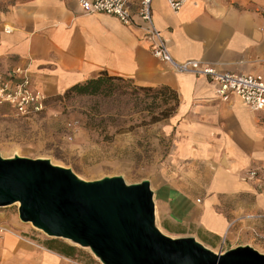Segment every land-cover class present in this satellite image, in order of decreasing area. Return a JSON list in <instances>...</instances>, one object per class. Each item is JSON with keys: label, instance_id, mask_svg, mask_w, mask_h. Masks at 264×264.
<instances>
[{"label": "crops", "instance_id": "crops-1", "mask_svg": "<svg viewBox=\"0 0 264 264\" xmlns=\"http://www.w3.org/2000/svg\"><path fill=\"white\" fill-rule=\"evenodd\" d=\"M261 4L189 0L173 11L166 0H152V14L175 60L264 77ZM14 65L27 66L32 84L47 97L100 72L174 89L169 128L181 168L154 187L161 226L211 246L218 241L217 250L224 235L230 248L253 245L252 228L264 234V219L243 218L264 212V187L241 178L248 168L264 171V110H250L238 96L220 100L204 77L174 72L154 57L140 28L112 14L84 13L78 0H16L0 12V72ZM0 225L10 227L0 233V264H96L35 241L3 210Z\"/></svg>", "mask_w": 264, "mask_h": 264}, {"label": "rangeland", "instance_id": "rangeland-1", "mask_svg": "<svg viewBox=\"0 0 264 264\" xmlns=\"http://www.w3.org/2000/svg\"><path fill=\"white\" fill-rule=\"evenodd\" d=\"M15 1L0 0V12ZM108 83L109 88L98 94L67 89L51 94L43 111L34 115H15L8 106L0 105V154L48 158L55 164L71 168L85 180L113 175H121L127 183L147 179L155 203L154 187L167 181L170 175L175 178L173 173L181 168V161L174 156L173 135L169 128L177 94L174 89L163 86L143 89L126 78H114ZM70 121L76 124L68 127ZM0 210L14 215L24 225L25 233L35 241L52 239L30 223L22 222L16 203L0 207ZM155 216L157 225L166 234L172 237L191 235L165 231L156 205ZM56 239L53 245H73L67 239ZM218 243L204 244L217 251ZM253 243V247L264 253V241ZM73 246L76 249L74 258L85 260L89 257L101 264L88 248Z\"/></svg>", "mask_w": 264, "mask_h": 264}, {"label": "water", "instance_id": "water-1", "mask_svg": "<svg viewBox=\"0 0 264 264\" xmlns=\"http://www.w3.org/2000/svg\"><path fill=\"white\" fill-rule=\"evenodd\" d=\"M15 203L22 222L88 248L101 264H264L248 243L220 252L193 235L163 232L147 179L85 180L48 158L0 154V207Z\"/></svg>", "mask_w": 264, "mask_h": 264}, {"label": "built area", "instance_id": "built-area-1", "mask_svg": "<svg viewBox=\"0 0 264 264\" xmlns=\"http://www.w3.org/2000/svg\"><path fill=\"white\" fill-rule=\"evenodd\" d=\"M189 0H166L173 11H178ZM84 13L103 12L115 15L124 24H133L144 32L151 53L158 60L168 63L177 73H188L204 77L213 85L214 94L222 101L238 96L252 111L264 110V77L257 72H233L220 70L211 63L199 60H175L161 30L155 25L152 14V0H78ZM136 3L135 9L133 5ZM256 11L264 16V4ZM47 96L31 81L27 66L14 65L6 72H0V105L8 106L15 115L29 116L40 113L46 106ZM76 123L70 121L68 127ZM71 138V135L68 136ZM242 180L253 181L258 188L264 187V171L253 167L245 170ZM244 219L260 221L264 212L247 213ZM234 220L231 222V224ZM230 224V225H231ZM7 228L0 225V233ZM256 241H264V234L251 229ZM227 238L222 237L218 251L226 250Z\"/></svg>", "mask_w": 264, "mask_h": 264}, {"label": "trees", "instance_id": "trees-1", "mask_svg": "<svg viewBox=\"0 0 264 264\" xmlns=\"http://www.w3.org/2000/svg\"><path fill=\"white\" fill-rule=\"evenodd\" d=\"M117 78L118 80L124 79L123 77L120 76H113V75H109L106 72H100L96 77L90 78L85 80L84 82L81 83H77L74 84L73 86H71L70 88H68L67 90L69 91H74L77 93H86V94H98L100 92H103L105 89L109 88V81ZM128 79V78H126ZM129 81L133 82L131 79H128ZM135 84V83H134ZM137 85V84H135ZM140 88H145V87H149V86H140L137 85ZM164 88H168L171 89L167 86H163ZM177 105V97H176V103ZM57 239L56 238H52L50 239V241H47V245L51 248L57 249L67 255H73L75 249V246L73 245H61L60 247L57 245H53V242H55Z\"/></svg>", "mask_w": 264, "mask_h": 264}]
</instances>
